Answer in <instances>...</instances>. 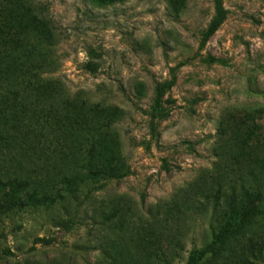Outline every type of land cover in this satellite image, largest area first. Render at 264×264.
Listing matches in <instances>:
<instances>
[{
    "label": "rangeland",
    "instance_id": "rangeland-1",
    "mask_svg": "<svg viewBox=\"0 0 264 264\" xmlns=\"http://www.w3.org/2000/svg\"><path fill=\"white\" fill-rule=\"evenodd\" d=\"M29 1L57 32L58 101L103 134L88 158L123 160L50 210L7 214L0 189V264H264V141L251 164L248 140L264 132V0ZM50 116L56 157L82 154L81 128ZM31 154L13 172L48 174L47 192L63 168Z\"/></svg>",
    "mask_w": 264,
    "mask_h": 264
},
{
    "label": "trees",
    "instance_id": "trees-1",
    "mask_svg": "<svg viewBox=\"0 0 264 264\" xmlns=\"http://www.w3.org/2000/svg\"><path fill=\"white\" fill-rule=\"evenodd\" d=\"M31 33L33 38L29 37ZM57 42L52 21L31 1L0 0V189L4 193L1 200L7 214L16 209L22 211L46 206V210H50L58 204H71L78 198L80 187L88 189L114 177H121L118 168L123 160L121 153L115 160L102 157L100 152L98 157L88 158L90 153L100 150L98 146L103 143L100 139L103 134L86 118L92 113L90 108L89 112L83 114L76 109L75 113H81L78 116L68 112V107L74 103L65 102L66 99L58 101L64 86L51 83L53 81L45 75L57 68ZM50 89L54 91L53 96L49 94ZM66 98L69 99V96ZM79 105L82 109L92 107L87 101ZM53 111L63 113L67 119L72 118L73 125L81 128L85 138L81 144L82 154L56 157V154L63 155L64 152L61 153L50 139L54 122V117L50 115ZM95 123L100 124V121ZM262 136L264 132L260 125H249V149L253 150L249 153L251 164L259 159L258 152L262 151L260 148L263 146L261 141H264ZM27 151L37 156L35 164L40 171L63 168L56 171V185H46L49 188L47 192L40 188L48 174L38 175L31 180L13 172L19 156ZM250 175L255 176V173ZM233 192L237 197V191L234 189ZM256 192V198L263 195L261 185L257 186ZM251 193L249 188V197ZM256 207L255 203L249 201V223L258 210ZM163 253L156 252L152 257L159 258ZM198 261L194 253L188 264H197Z\"/></svg>",
    "mask_w": 264,
    "mask_h": 264
}]
</instances>
